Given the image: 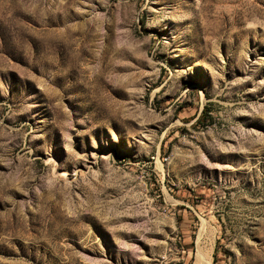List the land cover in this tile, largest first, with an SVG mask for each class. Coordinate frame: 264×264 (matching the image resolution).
Segmentation results:
<instances>
[{
    "label": "rangeland",
    "instance_id": "374dc122",
    "mask_svg": "<svg viewBox=\"0 0 264 264\" xmlns=\"http://www.w3.org/2000/svg\"><path fill=\"white\" fill-rule=\"evenodd\" d=\"M264 264V0H0V264Z\"/></svg>",
    "mask_w": 264,
    "mask_h": 264
},
{
    "label": "bare ground",
    "instance_id": "6f19581e",
    "mask_svg": "<svg viewBox=\"0 0 264 264\" xmlns=\"http://www.w3.org/2000/svg\"><path fill=\"white\" fill-rule=\"evenodd\" d=\"M208 262H209V257L207 256V254L198 250L196 252V258L194 264H208Z\"/></svg>",
    "mask_w": 264,
    "mask_h": 264
}]
</instances>
